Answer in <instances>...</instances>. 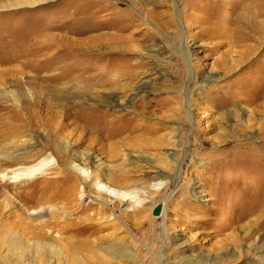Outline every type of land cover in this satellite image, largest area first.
<instances>
[{
	"label": "rangeland",
	"instance_id": "374dc122",
	"mask_svg": "<svg viewBox=\"0 0 264 264\" xmlns=\"http://www.w3.org/2000/svg\"><path fill=\"white\" fill-rule=\"evenodd\" d=\"M39 2L0 9V89L12 86L19 102L0 96V153L36 143L55 170L0 182V223L18 221L7 194L18 203L23 193L21 215L36 191L71 181L79 190L62 166L72 155L92 153L102 169L138 157L124 171L148 194L123 216L114 204L100 222H82L78 192L69 218L80 222L63 235L46 229V246L2 225L0 264H264V0ZM151 161L167 175L180 169L169 199L174 187L152 177ZM107 245L133 256L105 254Z\"/></svg>",
	"mask_w": 264,
	"mask_h": 264
},
{
	"label": "bare ground",
	"instance_id": "6f19581e",
	"mask_svg": "<svg viewBox=\"0 0 264 264\" xmlns=\"http://www.w3.org/2000/svg\"><path fill=\"white\" fill-rule=\"evenodd\" d=\"M39 1L41 2V0H29V1L26 0L23 3L18 0H12L9 2L6 1L7 3L5 5H2V3L0 4V9L1 10H5V9L11 10V9H15L17 7H20L26 4L36 3ZM43 1L45 2L46 0H43ZM12 88L13 87L10 86L2 90L0 89V96L1 97L3 96L8 101H10L12 105L17 106L19 103L15 100V96H17V94L14 93L15 91ZM112 121L113 120L111 119L110 122L112 123ZM14 133L18 135L19 131L15 130ZM34 150L36 151L35 154L31 155V151H34ZM42 150H43V146L40 147L39 144H36V143L30 144L27 142L26 144L24 143V145L18 151H15L14 155L7 154L5 153V151L3 154L1 152L0 153V182L7 181L9 183H18V182H24V181H30V180L32 181V180H36L37 178L41 179L39 177L44 176L45 174H47L48 171L55 170V168H52L53 166L52 163H54L55 159L50 154H46V156H44ZM174 155L175 154L172 152L171 153L167 152L166 155L164 154L165 160L169 158L172 161H174ZM72 156H73L72 158L70 157L71 160H65L63 163L62 162L60 163L63 164L62 165L63 167L67 165V168L69 167L70 170H73L72 172L73 174H77V177H79L78 180L80 181V183H82V187L79 188V190H77L76 182L71 181L69 182V184L65 185L64 186L65 188L62 190H54L52 192H47L46 190L36 191L38 194V197L36 196L37 201L35 200L33 203L34 207L32 209L29 208V209L23 210L25 211V213L23 212L21 215H15V214L19 210L22 211V207H23L22 205L24 204V202L25 203L28 202L26 199H24V197H22L23 193L19 194L20 192L17 191V193L15 194V197L17 199L19 198L21 199V201L19 200L18 203H16V201L14 203L13 201L10 202L9 199L11 197L9 198L8 194L5 197L3 196L4 203L3 202L2 203L5 206V208H7L9 211H11V209L13 208L17 209V210L14 209L15 211L10 213V215L13 216L18 221L13 224L4 223V222H3L4 224L0 223V234L5 229L4 228L5 226H6V230L7 229L11 230L12 229L11 227H13L12 225H18L22 227L24 226L23 227L25 229L24 232L27 235H30V237H32V240L36 238L41 243H44L46 246L47 243H50L48 242V240H50V235H48V232L45 231L46 229L48 230L51 228H56L58 229V233H61L63 235V232L65 230H68L70 226V222H80V221H75L74 219L69 218L72 215H74L76 211L74 207L78 205L76 202V195L78 192H79V199H80L79 202H81V204L82 202L84 203V201L85 202L88 201L87 202L88 204H84L80 212L77 213L80 215L78 220H82V222H100L101 221L100 218L102 217L100 214H103L101 212L110 211L113 213L114 208H115L114 204L115 205L121 204L125 206L126 209H124V211L121 212V215L123 216L127 214L129 211L131 212L135 210L136 208H139L140 203H141L137 199L139 194H142V195L148 194V190H146L147 188L143 187L144 186L143 183H139L137 182V180H136L137 182L136 183L135 181L131 180L130 178L127 177V171H124L126 169L127 170L130 169V172L134 170L136 171L139 168L137 163L139 162L140 159L138 157L133 158V157L127 156L126 157L127 163L112 165V166L107 167L106 169H102V164L99 162L97 157L94 156L92 153H86V154L83 153V154L72 155ZM156 165L158 164L154 163L153 161H151V164L149 163L148 169L149 171H151L152 177L157 178L159 180L167 179V181L169 179L174 187L173 192H171L168 197L169 199L173 195L176 189L178 180L180 178V169L178 168L175 174L173 175H167L163 172V170H161L163 168H160V164L159 166H156ZM55 175L57 176L59 175V173L55 172ZM49 178H47L46 180L40 183L48 184L50 182L48 181ZM163 185H164V181H160V182L150 185L151 187L150 189L159 190ZM90 192L91 193L93 192L97 198H93L92 196H90ZM94 204H97L100 207H94ZM111 204L113 205L112 207H110ZM91 211L93 212L91 213L92 215L88 216L86 213L91 212ZM161 216L163 217V219L166 217L164 208H162ZM20 217H23L24 220L22 219L23 220L22 221ZM117 219L113 218V220H117ZM26 220L27 222H25ZM28 220L29 221L37 220L38 222L36 225L35 224L33 225L34 222L32 223V222H29ZM60 222H63V223H60ZM2 225L4 227H2ZM114 240L122 244L124 242V239L120 237L119 238L116 237L114 238ZM38 242L35 240V242L32 243L33 250H35L36 252L37 250L39 251L40 249L43 250V248L41 247V244ZM12 244L15 245L16 242ZM83 245L85 246V244ZM262 245H264V241ZM79 246H80V243H79ZM51 248L52 246L48 244L49 252L51 251L50 250ZM262 248L263 247L260 245L254 248V250L258 252ZM124 249L115 248L113 245H107L106 247L102 249L103 250L102 252L104 253L106 252L105 254H109V255H111L110 252H113L114 254L118 256H125V257H127L128 255L131 257L133 256L132 253L128 252V249H125L126 251ZM93 262H96V261H93ZM56 264L58 263L56 262Z\"/></svg>",
	"mask_w": 264,
	"mask_h": 264
},
{
	"label": "water",
	"instance_id": "95a60500",
	"mask_svg": "<svg viewBox=\"0 0 264 264\" xmlns=\"http://www.w3.org/2000/svg\"><path fill=\"white\" fill-rule=\"evenodd\" d=\"M160 209L161 206H157L154 210H153V216H158L160 214Z\"/></svg>",
	"mask_w": 264,
	"mask_h": 264
}]
</instances>
